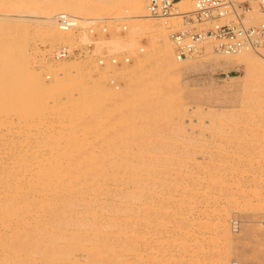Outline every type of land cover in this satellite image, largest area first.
I'll list each match as a JSON object with an SVG mask.
<instances>
[{"label":"rangeland","instance_id":"1","mask_svg":"<svg viewBox=\"0 0 264 264\" xmlns=\"http://www.w3.org/2000/svg\"><path fill=\"white\" fill-rule=\"evenodd\" d=\"M65 1L74 3L68 10L82 17L81 28L51 40L35 20ZM118 1L0 0V91L5 95L0 139L11 140L14 147L6 184L21 185L16 160L22 155L38 160L69 146L76 160L96 156L105 161L103 172L95 173L85 189L60 192L73 204L64 209L67 225L57 242L51 240L56 238L49 227L51 210L17 204L20 222L12 232L21 233L19 242L26 249H9V242L1 240L0 264L16 258L20 264H264V49L234 55L206 49L199 57L178 61L169 34L180 21L161 18L159 26L140 33L128 16L147 0ZM176 7L186 10L190 3L179 1ZM23 13L29 15H17ZM28 19L25 30L19 23ZM147 45L154 52L142 65ZM63 47L68 53L60 56ZM121 56L129 61L110 63ZM62 61L93 74L83 72L81 82L71 78L73 73L64 77L56 71ZM94 64L100 70H90ZM125 66L132 71L121 77L119 69ZM87 77L105 89L118 92L128 86L132 91L111 105L107 96L96 95ZM40 88L47 89L35 98ZM242 104L251 108L241 109ZM0 153L4 157L7 150L3 153L0 146ZM57 172L48 169L52 185ZM0 236L9 233L2 230ZM36 246L39 251L33 250Z\"/></svg>","mask_w":264,"mask_h":264},{"label":"bare ground","instance_id":"2","mask_svg":"<svg viewBox=\"0 0 264 264\" xmlns=\"http://www.w3.org/2000/svg\"><path fill=\"white\" fill-rule=\"evenodd\" d=\"M118 1V0H116ZM125 2V5H127V3H131L134 2L136 0H123ZM185 1V0H181ZM121 1L119 0L117 4H119ZM186 2V1H185ZM61 3V2H60ZM123 3V2H122ZM71 4H74L73 2H69V1H65L63 3L64 6H61L58 10H56L53 13H43L41 12L40 15L37 16L36 24L40 23L43 24L45 26L46 29V34L49 36V38L51 40H57L60 39L63 35H67L70 33V31L68 32H61L60 30L57 29L56 25H55V19H56V15L60 14V13H65L71 15L70 11L68 10L69 6H71ZM184 4V3H183ZM34 5V4H33ZM37 6V5H36ZM32 7V6H31ZM74 7V6H73ZM139 8H142V10L138 11L135 14H130L129 17H132L135 21H137V27H139V30L137 29L138 32L142 33L144 32V29L146 26H150V27H157L161 24V18L157 17V18H152V22L150 23H144V22H139L142 20L141 19H145V18H150V16L147 13L146 10V5H140ZM37 11V10H36ZM24 12V11H23ZM14 13V12H12ZM2 14V13H1ZM11 15V14H10ZM18 16H28L29 14L23 13V14H17ZM16 16V14H15ZM72 16V15H71ZM74 16V15H73ZM106 16H110L109 14H107ZM119 16V15H118ZM118 16L114 17V14L112 15V17L114 18H118ZM149 16V17H148ZM105 17V15H104ZM103 16L100 18H104ZM121 17V16H120ZM127 17V16H125ZM12 18V17H11ZM36 18V17H35ZM76 18H78L77 20L81 21L83 20L82 17L76 16ZM99 18V17H98ZM106 18V17H105ZM123 18V17H122ZM138 19V20H137ZM171 19V18H170ZM34 20V19H33ZM106 20V19H105ZM16 21V20H15ZM14 20H6L7 24H15ZM165 21V22H164ZM17 22V21H16ZM30 22V20H23L22 22H20L19 24H23V27L25 30L28 29V23ZM163 22L166 24V20H163ZM168 22L169 19H168ZM27 23V24H26ZM35 23V22H34ZM147 24V25H146ZM17 25V24H16ZM15 26V25H14ZM36 26V25H35ZM41 26V25H40ZM133 27V26H132ZM40 29V27H38ZM43 28V27H42ZM37 30V29H36ZM45 30L43 29V32ZM38 32V31H37ZM131 33V31L129 32V34ZM132 33H133V28H132ZM131 33V34H132ZM136 33V32H135ZM130 34V35H131ZM134 34V33H133ZM149 44V43H148ZM151 45V42H150ZM146 46V54H144L141 58V60H139L141 63L140 64H145L144 62L147 61V59H150L152 56V52H154V43L151 46ZM157 48V47H156ZM157 51V50H156ZM155 51V52H156ZM243 52V51H242ZM167 53H164V55H166ZM168 54H171L170 52ZM106 58V57H105ZM264 58V57H262ZM137 58H135L136 60ZM137 60V61H138ZM111 63V62H110ZM134 63V62H132ZM138 63V62H137ZM136 63V64H137ZM88 64V63H86ZM92 64V63H91ZM139 64V63H138ZM139 64V65H140ZM88 66V70H89V64L86 65ZM91 66V65H90ZM95 66V64L93 65ZM83 67V66H82ZM81 67V68H82ZM92 67V66H91ZM90 67V68H91ZM135 67V65H134ZM81 68L79 66V64H76V62H68V61H62L58 64L56 71L60 72V74H62L64 77H68L70 78L71 73H73L74 76H72L71 78L73 80L79 81L81 82V80H83L84 77V73L87 72H82ZM93 68V67H92ZM87 69V67L85 68ZM99 68H95L94 69H90V70H94L95 72L98 71ZM131 67L125 66L119 69L118 74L122 77H128V74L131 73L132 70H130ZM87 70V71H88ZM100 70V69H99ZM102 70V69H101ZM104 70V69H103ZM92 71V72H94ZM89 72V71H88ZM45 77L48 75L47 72H45ZM91 73V71L89 72ZM88 74V76L91 74ZM100 74H102L101 72H99ZM98 73V74H99ZM44 75V74H43ZM95 75V74H94ZM104 75V74H103ZM97 76V75H96ZM162 76V74H161ZM165 76V75H164ZM43 77V76H42ZM48 77V76H47ZM116 77V76H115ZM118 77V76H117ZM88 81L91 83L92 81L94 82V80H91V77H87ZM86 79V80H87ZM161 79H164L161 77ZM161 79L159 81H161ZM88 82V83H89ZM92 82V83H93ZM131 82V80H130ZM128 82V83H130ZM87 83V84H88ZM94 84V85H93ZM91 87L92 90L96 93V95H104L105 97L107 96L108 99H106V101H109V104L111 103V105L115 104V102L118 101H122L123 98L125 100V98H127L126 96H128V93L130 91V89L127 87V90H120L118 92H115L113 89H105L100 83L99 81L96 80V82H94ZM12 87L15 89L17 86L15 84L12 85ZM49 87H53L52 85L48 86ZM94 88L96 90H94ZM45 89L47 88H40L38 91H36L35 93V98H39L40 94L43 93V91H45ZM129 89V90H128ZM132 89V87H131ZM132 91V90H131ZM130 91V92H131ZM134 92V91H133ZM1 91H0V100H4L5 95H1ZM118 94V97L116 96ZM95 95V94H94ZM29 97H23L22 99H26ZM99 99V97L97 98ZM24 101V100H23ZM28 101V100H26ZM24 101V102H26ZM116 105V104H115ZM242 108H248V110L251 108L250 104H242L241 107ZM122 112H124L125 110H121ZM239 110H235V112L237 113ZM249 115V114H248ZM234 124L231 125V127H233ZM96 130L99 131V128H96ZM2 140V141H1ZM0 146H1V150H3V153L5 150H7V154L2 157V153H0V232L2 230L7 231L9 233V236L4 237L3 239H0V247L2 246V241H8L9 242V249L11 247H19L22 249V247L24 249H26L25 246L22 245L21 242H19L20 240V234L19 232H12V230L14 229V225L18 222H20V218H18L17 216H15V211L17 208V204H20L18 208H32L35 207V205L38 206L37 211L38 212H44V211H48L51 210L52 211V218L50 219L49 222V227L53 229L52 233L55 235L56 238H54L51 240H55L57 242V236L59 235L61 231H59L61 229V227H63V225L66 224V221H63L64 219V209H66L67 207H69L72 203V200H69L68 198H65L64 196L60 195V192L63 191V189H70L71 187H81L82 189H85V187L87 186V183H91L94 182L96 180L95 175L103 172L102 170H104V160L103 159H97L96 156H92L90 158H83V159H79L76 160L74 158L75 156V152L72 151L68 153L69 150V146H65L62 151L60 152V154H53L50 153L51 155L48 156H43L42 158H39L38 160H35L31 157H28L27 155H22L21 158H19L18 160H16V170H17V175L19 178L22 179L21 185H13L10 186L8 184H6L8 181L5 180L4 175L8 174V172H10V170L12 168H14L11 165V162H13V154H14V147L12 145V141L11 140H3L0 139ZM76 147V148H75ZM75 149H77V145H74ZM51 152V150L49 151ZM65 156L64 157V161L60 162L59 161V157L60 155ZM74 158V159H73ZM11 161V162H10ZM37 163H40L39 165H36ZM80 164V165H79ZM103 166V167H102ZM50 168L52 169H58V172L54 175V179H55V184L52 185L51 183V179L50 175L48 173V169L50 170ZM96 173V174H95ZM117 173H114V175H112L113 179L115 178ZM29 178V179H28ZM32 183H35V186L31 185ZM89 186H92V184H89ZM3 190V191H2ZM76 193H78L77 190H75ZM30 195H33L32 198L30 200ZM76 201V199H75ZM120 207V206H119ZM117 210V208H116ZM120 210V208H119ZM121 211V210H120ZM123 211V209H122ZM121 211V212H122ZM262 212H264V210H261ZM28 211H25L24 213H27ZM124 212V211H123ZM120 213V212H119ZM50 214V212L48 213ZM51 215V214H50ZM120 216V215H119ZM124 216V215H123ZM23 219V218H22ZM89 219V217H88ZM114 219V218H113ZM116 219V218H115ZM91 221V220H90ZM118 218L117 220H113L112 222H109L108 225H110V223H112V226H116L118 224ZM262 222H264V220H261ZM93 222V221H92ZM91 222V223H92ZM93 224V223H92ZM116 224V225H113ZM30 224H26V226L28 227ZM67 225V224H66ZM88 226V224H87ZM67 227V226H66ZM111 227V225H110ZM87 228V227H86ZM224 229H227L225 227H223ZM63 231V230H62ZM226 231V230H225ZM228 231V230H227ZM87 232V231H86ZM32 233V232H30ZM29 233V236H30ZM74 233V231L72 232ZM62 234V232H61ZM70 234V233H69ZM2 235V234H1ZM71 235V234H70ZM114 235V234H113ZM52 234H50V238ZM64 236V233L62 235V238ZM68 236V233H67ZM73 236V235H72ZM75 236V234H74ZM112 236V235H111ZM228 236V235H227ZM1 237V236H0ZM31 238H33V234L30 236ZM61 236H59L60 238ZM71 237V236H70ZM109 237V236H108ZM226 238V236H224ZM223 237V238H224ZM50 238H47L50 240ZM58 238V240H59ZM68 238V237H67ZM66 238V239H67ZM75 237H73L72 239H74ZM119 238V237H118ZM224 238V239H225ZM228 238V237H227ZM98 239V238H97ZM107 239V238H106ZM2 240V241H1ZM104 240V239H103ZM111 242L108 243H112V238L109 239ZM226 240V239H225ZM74 241V240H73ZM100 241V240H99ZM114 241V240H113ZM228 241V240H226ZM48 242V240H47ZM71 242V241H70ZM53 243V241H52ZM103 243V242H102ZM107 243V242H106ZM49 244V243H47ZM46 244V245H47ZM45 245V244H44ZM45 245V247H46ZM54 245V244H53ZM53 245L50 244V247H52ZM72 246V244H70ZM75 245V244H74ZM108 244H106L107 246ZM39 246V245H38ZM38 246H36L33 250L38 249ZM76 246V245H75ZM80 246V245H79ZM78 246V247H79ZM227 246V244H226ZM56 246H53L52 248H54ZM59 247V246H58ZM74 246H72L73 248ZM41 247H39L40 249ZM44 248V247H43ZM42 248V249H43ZM69 248V247H68ZM83 248V247H82ZM38 249V251H39ZM46 249V248H45ZM51 249V248H50ZM74 249V248H73ZM76 249V248H75ZM79 249V248H78ZM88 249V248H87ZM97 249V248H95ZM101 249V248H100ZM103 249V248H102ZM106 248H104L105 250ZM228 249V248H227ZM226 249V250H227ZM29 251V249H27ZM27 250H22L24 253ZM66 250V249H65ZM84 250V248H83ZM81 251V250H80ZM88 251V250H87ZM100 251V250H99ZM43 252V251H42ZM53 252V251H52ZM76 252V250H75ZM34 253V252H33ZM39 253V252H38ZM88 253V252H87ZM98 254V252H96ZM4 254V253H3ZM2 251H0V255H3ZM26 254V253H25ZM69 254V253H67ZM30 255V253H29ZM41 255V254H40ZM55 255V254H54ZM95 255V254H93ZM99 255V254H98ZM28 256V255H26ZM17 257V256H16ZM78 257V256H77ZM82 257V256H81ZM94 257V256H93ZM20 260L21 257H19ZM43 258V257H42ZM11 259L10 262H7V264H20L19 263V259ZM93 259V258H92ZM101 259V258H100ZM99 259V260H100ZM18 262H17V261ZM43 260V259H42ZM50 260H53L52 258H50ZM78 260V259H77ZM81 260V259H80ZM98 260V259H96ZM15 261V262H14ZM44 261V260H43ZM45 261H48V259H45ZM58 260H56L57 262ZM54 262V261H53ZM102 262V261H101ZM45 263V262H44ZM50 264V262H47ZM46 263V264H47ZM59 263V262H58ZM66 263V262H65ZM43 264V263H42ZM52 264V263H51ZM64 264V263H63ZM70 264V263H68ZM72 264V263H71ZM75 264V263H74ZM78 264V263H77ZM114 264V263H113Z\"/></svg>","mask_w":264,"mask_h":264},{"label":"built area","instance_id":"3","mask_svg":"<svg viewBox=\"0 0 264 264\" xmlns=\"http://www.w3.org/2000/svg\"><path fill=\"white\" fill-rule=\"evenodd\" d=\"M181 0H147L146 10L153 18H177L179 28L169 34L178 61L203 55L206 49L220 55L264 49V0H185L186 10L177 9ZM55 24L62 32L80 29L76 17L60 13ZM89 33H94L90 28ZM104 32L105 29L103 28ZM60 48V56L67 54ZM129 58H110L113 65L127 63ZM104 64V59H99ZM233 229L236 224L232 223ZM231 264H237L232 262Z\"/></svg>","mask_w":264,"mask_h":264}]
</instances>
